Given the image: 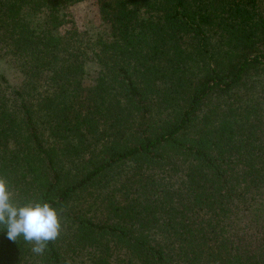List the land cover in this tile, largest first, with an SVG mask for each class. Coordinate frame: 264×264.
Wrapping results in <instances>:
<instances>
[{
    "label": "trees",
    "instance_id": "1",
    "mask_svg": "<svg viewBox=\"0 0 264 264\" xmlns=\"http://www.w3.org/2000/svg\"><path fill=\"white\" fill-rule=\"evenodd\" d=\"M86 1L0 0V178L61 223L0 264H264V0Z\"/></svg>",
    "mask_w": 264,
    "mask_h": 264
},
{
    "label": "clouds",
    "instance_id": "2",
    "mask_svg": "<svg viewBox=\"0 0 264 264\" xmlns=\"http://www.w3.org/2000/svg\"><path fill=\"white\" fill-rule=\"evenodd\" d=\"M60 227L55 207L48 202L16 201L6 180L0 178V229L6 231L7 239L22 237L33 245V252L42 254L47 243L58 237Z\"/></svg>",
    "mask_w": 264,
    "mask_h": 264
},
{
    "label": "rangeland",
    "instance_id": "3",
    "mask_svg": "<svg viewBox=\"0 0 264 264\" xmlns=\"http://www.w3.org/2000/svg\"><path fill=\"white\" fill-rule=\"evenodd\" d=\"M95 2V0H87L86 2L71 6L68 11L73 21L81 30H87L93 34H97L102 31L104 32L105 30V25L102 24L101 19L98 17L97 4ZM89 53L90 51H88L87 54ZM0 68L2 69L1 65ZM4 72L8 79L9 87H16L20 84L22 77L18 71L6 68ZM89 74H91L90 76H93L92 65L89 68Z\"/></svg>",
    "mask_w": 264,
    "mask_h": 264
}]
</instances>
